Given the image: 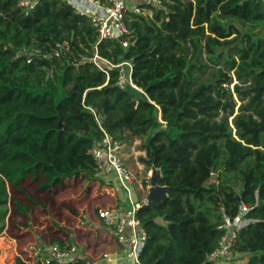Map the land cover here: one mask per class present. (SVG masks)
Masks as SVG:
<instances>
[{
  "label": "trees",
  "instance_id": "obj_1",
  "mask_svg": "<svg viewBox=\"0 0 264 264\" xmlns=\"http://www.w3.org/2000/svg\"><path fill=\"white\" fill-rule=\"evenodd\" d=\"M158 1L139 5L150 15L128 11L127 33L99 42L64 1L27 10L0 0V233L9 205L26 211L10 193L27 180L49 193L94 177L89 150L106 133L139 140L142 164L168 188L160 206L137 211L141 264H215L219 227L241 205L249 223L232 264H264V0ZM95 54L129 63L132 86L117 85V68L99 70Z\"/></svg>",
  "mask_w": 264,
  "mask_h": 264
},
{
  "label": "built area",
  "instance_id": "obj_2",
  "mask_svg": "<svg viewBox=\"0 0 264 264\" xmlns=\"http://www.w3.org/2000/svg\"><path fill=\"white\" fill-rule=\"evenodd\" d=\"M19 5L27 10L34 8L37 0H17ZM69 5L76 14L90 19L96 28L99 42L116 39L127 33L123 23L128 11L136 14H144L139 5L147 3L148 0H61ZM156 5L158 3H154ZM98 42V43H99ZM126 42L123 46L126 47ZM92 63L105 74L107 68H117L119 70L117 85L123 89L131 83V65L121 63L112 65L110 62L101 59L97 54L92 59ZM125 68H128L125 69ZM91 155L98 164V170L103 174H114L118 187L125 193L129 203L128 208L108 207L97 210V218L103 227L112 230L116 242L120 248V255L116 257L103 256L101 259L109 264L118 260H124L121 264H141L139 256L144 248L147 235L142 228L140 220L137 218V211L148 204L146 198L140 203L133 202L131 196V185L134 180L132 173L126 169L122 161V143L113 137L103 134L102 138L92 148ZM248 208L241 205L238 215L233 218L224 217L220 229L224 231L218 242L217 248L207 257V260L215 264H232L230 259L233 256L232 247L237 232L248 225L245 218ZM25 262H37L40 264H69L78 260H84L78 254L76 246L62 244L29 245L25 250Z\"/></svg>",
  "mask_w": 264,
  "mask_h": 264
},
{
  "label": "rangeland",
  "instance_id": "obj_3",
  "mask_svg": "<svg viewBox=\"0 0 264 264\" xmlns=\"http://www.w3.org/2000/svg\"><path fill=\"white\" fill-rule=\"evenodd\" d=\"M148 2L154 4L158 3V0H148ZM143 11L145 15H150L148 10ZM125 69L128 70V68ZM235 83L234 79L233 84ZM233 84L230 85V88ZM125 150L128 154L126 161L129 162V165L134 164L137 168L136 163H139L144 166V173L147 172L148 168L141 162L143 157H140V143L138 141L132 142L125 147ZM134 172H137V170ZM213 180H215L214 176L211 182ZM98 182L97 175L94 177L81 175L64 179L61 186L45 193L36 190V183L27 180L18 190L10 193L13 199L18 198L23 203L26 211L21 215L16 214L10 209L9 205L0 237L8 235L14 237V241L22 242L24 240L25 243L21 245V250L25 244L26 247L22 252V256H26L25 250H27L29 244L33 243L32 240L37 234H42L41 240L45 245L66 242L74 244L71 235H73L76 226L79 225L77 220L86 221L91 212L96 214L99 205H103L110 200L106 194L102 193V185H99ZM56 210L58 213H56ZM233 259L234 257H231L230 263H233ZM237 261L238 263L241 262L240 260Z\"/></svg>",
  "mask_w": 264,
  "mask_h": 264
},
{
  "label": "crops",
  "instance_id": "obj_4",
  "mask_svg": "<svg viewBox=\"0 0 264 264\" xmlns=\"http://www.w3.org/2000/svg\"><path fill=\"white\" fill-rule=\"evenodd\" d=\"M137 141L140 143V141L137 139H134L133 143ZM127 145L130 144L122 143V161L126 169H129V171L134 176V180L131 185V196L133 202L140 203L141 200L146 198L147 196V187L150 181L151 168L150 169L148 168L147 172L144 173L143 165L136 163L137 168L134 164L129 165V162L126 161L128 154L125 150V147ZM91 150H89L90 155H91ZM142 152L140 150V157H143L142 159H145L146 157L145 152L144 154H142ZM135 170H137V172H134ZM96 175L99 181L98 182L99 185H102V193L104 195L106 194L107 198L110 199L107 203L103 205H99L98 210L101 208H108V207L128 208L129 203L125 197V193L117 186L114 174L112 173L103 174L101 173V171H98ZM56 213H58L57 210ZM77 221H79L80 226L79 225L76 226L73 235H71V239H73L74 244H69L68 242H66V243H61L62 245L69 244L68 246H73V245L76 246L79 256L89 264H107L101 259L103 256L116 257L120 255L121 251L116 242V238L113 231L104 228L102 223L98 220L96 214H93L91 212L87 216L86 221H80V220ZM41 237L42 234L35 235L34 240H32L33 243H31L32 241L30 242L31 245L43 244ZM24 243H25L24 240H22V242L14 241V237H9L8 235L7 236L4 235L0 237V264H14V260L16 257H20L25 262L26 259L24 255L22 256V252L24 251L26 244L23 246V249L21 250V245H23ZM45 246H50V245H45ZM28 264H37V262L35 263L32 262Z\"/></svg>",
  "mask_w": 264,
  "mask_h": 264
},
{
  "label": "water",
  "instance_id": "obj_5",
  "mask_svg": "<svg viewBox=\"0 0 264 264\" xmlns=\"http://www.w3.org/2000/svg\"><path fill=\"white\" fill-rule=\"evenodd\" d=\"M115 36L116 38H118V35H115ZM160 179H161L160 170L152 166L151 173H150V181L147 187L146 200L148 203H151L155 206H160L168 195V188L165 186L159 185ZM235 198L237 201H239V196L237 194H235ZM121 262H124V260H118L114 262L113 264H121Z\"/></svg>",
  "mask_w": 264,
  "mask_h": 264
}]
</instances>
